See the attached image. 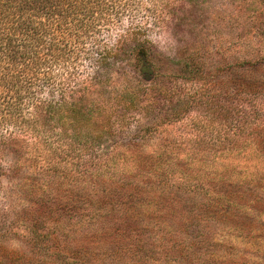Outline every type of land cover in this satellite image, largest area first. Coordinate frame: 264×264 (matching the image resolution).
<instances>
[{"label":"trees","instance_id":"16d2710c","mask_svg":"<svg viewBox=\"0 0 264 264\" xmlns=\"http://www.w3.org/2000/svg\"><path fill=\"white\" fill-rule=\"evenodd\" d=\"M134 1L0 0V178L18 180L14 183L35 197L39 193L48 197L44 210L31 214L36 222H74L75 226L115 222L120 235L136 239L142 236L140 222H204L206 215H212L208 219L214 222H264V176L244 181L243 169L247 155L262 150L263 118L252 121L241 111L222 108L210 118V124L219 123L216 140L200 137L191 146H165L169 159L144 157L145 147H150L147 140L160 123L180 120L186 113L191 102L184 96L173 116L151 114L154 125L141 127L128 142L118 139L127 135L117 117L125 103L134 104L140 93L134 88L116 93L114 110H109L103 100L116 82L115 75L131 70L140 85L155 83L161 75L148 42L133 39L147 29L146 24L125 32L111 48L101 38L115 24L118 9ZM201 57L191 54L181 64V72L186 80L209 85L220 78L221 66L206 70ZM248 85L240 88L248 90ZM119 106L122 110L116 111ZM173 154L179 156L177 160L170 157ZM213 154L220 155L219 162L208 159ZM87 158H93L92 165ZM69 165L73 172H68ZM189 166L202 171L215 168L218 177L232 176L236 169L244 174L229 180V189L222 190L200 179L204 177L187 174ZM32 168L42 178L28 176ZM71 181L73 192L65 190ZM166 187L170 194L162 192ZM182 191L202 201L184 199ZM197 205L203 207L199 214ZM189 234L193 236L192 231ZM199 236L201 243L209 241L205 233ZM74 247L77 264L93 263L84 244L74 242ZM139 249L146 247H129L133 253ZM171 252L180 255L179 248Z\"/></svg>","mask_w":264,"mask_h":264},{"label":"rangeland","instance_id":"374dc122","mask_svg":"<svg viewBox=\"0 0 264 264\" xmlns=\"http://www.w3.org/2000/svg\"><path fill=\"white\" fill-rule=\"evenodd\" d=\"M177 2L135 0L130 6L118 9L115 24L101 34L104 43L111 48L125 32L137 31L146 24L147 29L144 27L142 34L133 39L148 42L161 73L156 82L149 85H140L128 66L125 67L128 73L115 75L116 82L108 88L103 100L109 110H114L112 103L116 93L123 94L130 88L140 93L134 104L125 103L122 114L117 117L122 124L121 132L127 135L119 140L128 142L141 127L154 125L151 114L165 119L173 116V108L184 96V101L191 102L182 119L162 121L147 140L150 147H145L147 156L144 157L156 160L169 159L165 146L176 149L180 143L191 146L200 137L206 142L216 140L219 123L210 124V118L222 108L234 113L241 111L252 121L264 119V67L260 66L264 57V0ZM127 39L131 40L129 36ZM196 53L204 59L206 70L221 66L220 78L214 83L208 85L206 81L185 79L181 64ZM245 83H249V89L243 91ZM252 88L263 93L255 94ZM261 135L262 150L245 158L244 181H256L264 176V155L258 156L264 154V130ZM170 157L177 160L179 156ZM219 157L213 154L208 159L219 162ZM92 162L93 158H87L88 166ZM2 164L5 168L9 166L8 161ZM69 167L68 172H73V167ZM27 173L42 178L34 168ZM186 173L204 177L200 179L209 180L212 188L220 185L222 190L229 189L226 186L229 180L244 174L236 169L232 176L218 177L215 168L202 171L192 166ZM15 181L18 180L7 176L0 178V264H77L80 260L74 258V242L88 248L86 255L92 257V264H264V222H214L208 219L212 215H206L204 222H140L138 231L142 236L136 239L133 235H120L115 222H80L76 226L74 222H36L31 214L43 211L48 197L40 193L35 197L22 186L18 187ZM72 181L65 190L74 191ZM171 191L167 187L162 190L165 194ZM180 194L184 199L195 197L188 191ZM195 210L199 214L203 207L197 205ZM201 232L209 241L201 243ZM137 245L146 249H139L137 253L129 250L130 246ZM176 248L180 249V255L171 252Z\"/></svg>","mask_w":264,"mask_h":264}]
</instances>
